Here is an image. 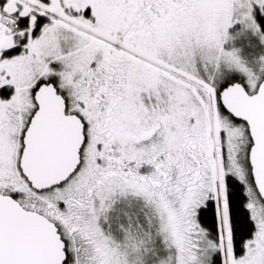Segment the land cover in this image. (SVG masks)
<instances>
[{
	"label": "snow or ice",
	"instance_id": "6c2138e0",
	"mask_svg": "<svg viewBox=\"0 0 264 264\" xmlns=\"http://www.w3.org/2000/svg\"><path fill=\"white\" fill-rule=\"evenodd\" d=\"M0 264H264V0H0Z\"/></svg>",
	"mask_w": 264,
	"mask_h": 264
}]
</instances>
